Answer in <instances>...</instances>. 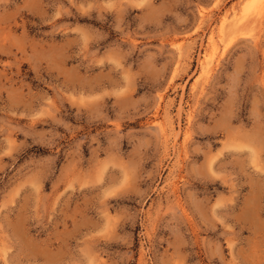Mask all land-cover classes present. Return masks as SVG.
<instances>
[{"label":"rangeland","instance_id":"rangeland-1","mask_svg":"<svg viewBox=\"0 0 264 264\" xmlns=\"http://www.w3.org/2000/svg\"><path fill=\"white\" fill-rule=\"evenodd\" d=\"M247 2L0 0V264H264Z\"/></svg>","mask_w":264,"mask_h":264},{"label":"bare ground","instance_id":"bare-ground-1","mask_svg":"<svg viewBox=\"0 0 264 264\" xmlns=\"http://www.w3.org/2000/svg\"><path fill=\"white\" fill-rule=\"evenodd\" d=\"M260 1L261 0H248V2L242 7L241 12L239 15L234 18L232 24L233 29L231 32L235 33L238 31H242L245 27H247L248 23L251 20H255L257 16L261 14L260 12ZM236 12V11H235ZM232 14V13H231ZM230 16V15H229ZM235 16V15H234ZM229 18L228 16H224L221 19V24L223 25L224 22ZM227 31V29H226ZM243 32V31H242ZM163 129V128H162Z\"/></svg>","mask_w":264,"mask_h":264}]
</instances>
